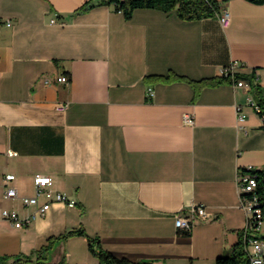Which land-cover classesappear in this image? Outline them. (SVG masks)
Wrapping results in <instances>:
<instances>
[{
	"label": "crops",
	"instance_id": "obj_1",
	"mask_svg": "<svg viewBox=\"0 0 264 264\" xmlns=\"http://www.w3.org/2000/svg\"><path fill=\"white\" fill-rule=\"evenodd\" d=\"M83 1L0 0V208L33 212L20 197L34 194L35 173L76 201L53 202L21 228L0 219V264H98L85 236L57 239L79 227L133 262L215 261L244 240L237 178L264 168V118L232 80H199L239 61L264 102V4L227 0L224 27L155 8L126 19L111 4L81 10ZM171 71L193 82L154 76ZM7 173L16 198L3 197ZM192 203L209 217L179 234L175 215Z\"/></svg>",
	"mask_w": 264,
	"mask_h": 264
},
{
	"label": "built area",
	"instance_id": "obj_2",
	"mask_svg": "<svg viewBox=\"0 0 264 264\" xmlns=\"http://www.w3.org/2000/svg\"><path fill=\"white\" fill-rule=\"evenodd\" d=\"M229 13L223 8L218 14V20L222 26H227L229 23ZM53 21V20H52ZM12 24L10 19L5 20V25L10 26ZM244 65L239 61L232 60L229 64L224 65L220 69V75L228 76L236 87H242L249 91L247 102L251 104L256 112L259 113L260 107L253 100L251 95V86L248 80L239 77L242 72L241 69ZM58 82H68L66 76H58L56 78ZM48 82V80H46ZM153 91L149 87L147 89V96L152 97ZM67 107V102H61L57 105L58 111H64ZM184 122L193 123V119L190 115L184 114ZM236 119L238 124L245 120V114L241 110V105H236ZM7 155H16L15 151L8 150ZM253 169V167H248ZM5 188L3 197L4 198H16L18 196L15 187L9 185L14 180V174L7 173L4 175ZM238 190L240 206L246 213V231L244 240H246L247 246H251V252L247 253L249 264H264V207L259 196L255 192L257 187V179L254 175L249 172H240L238 174ZM53 183L52 178L49 175L42 173H35L33 175V184L35 192L33 195L21 196L20 201L24 206H33L34 211L28 213L25 216H19L18 212L13 209L0 208V219L8 220L14 227L21 228L28 225L31 219L37 215H43L51 206L53 202L64 203L67 206L76 205L74 199L69 198L65 194L55 191L51 188ZM44 200L40 202V198ZM206 208L203 204L192 203L186 209L178 211L175 215L174 225L179 234H188L200 220L208 219Z\"/></svg>",
	"mask_w": 264,
	"mask_h": 264
},
{
	"label": "trees",
	"instance_id": "obj_3",
	"mask_svg": "<svg viewBox=\"0 0 264 264\" xmlns=\"http://www.w3.org/2000/svg\"><path fill=\"white\" fill-rule=\"evenodd\" d=\"M226 1L227 0H96V2H93L92 0H84L80 9L83 10L100 4H111L113 5L115 11L121 12L126 19H129L136 8H155L164 12L175 10L177 16L185 20H199L218 16L221 7ZM247 1L255 4H264V0ZM154 76L163 78L167 81L174 79H184L188 80L189 82H193L192 79L186 78L183 75H178L173 71H171L168 75ZM241 77L245 78L250 83L252 98H254L255 102L259 105V114L264 118V102L261 99L259 85L254 81L253 73L242 74ZM228 80H231L228 76L221 75L216 78L202 79L199 81L202 84L215 85ZM242 172H249L256 177L257 187L255 192L259 196L264 207V168L246 169ZM73 235H82L87 238L89 250L98 259V264H151L147 261L133 262L126 258L115 257L108 251L102 249L98 244V238L88 236L82 227L71 229L58 236L57 239L61 240ZM52 241L53 239H50L49 244ZM49 244L42 248V252L38 253V260L47 258V254L50 250ZM246 248V240L240 238L233 245L231 252L220 254L215 258V264H249ZM4 260L5 257H0V261Z\"/></svg>",
	"mask_w": 264,
	"mask_h": 264
},
{
	"label": "rangeland",
	"instance_id": "obj_4",
	"mask_svg": "<svg viewBox=\"0 0 264 264\" xmlns=\"http://www.w3.org/2000/svg\"><path fill=\"white\" fill-rule=\"evenodd\" d=\"M251 250H252V248H251V246H247V248H246V252L247 253H249V252H251ZM230 252V251H229ZM227 253V252H226ZM54 254V251L52 252V255ZM194 260V262H193V264H215V261H210V260H202V259H200V258H197V259H193ZM191 261H188V262H183V263H181V264H189Z\"/></svg>",
	"mask_w": 264,
	"mask_h": 264
}]
</instances>
